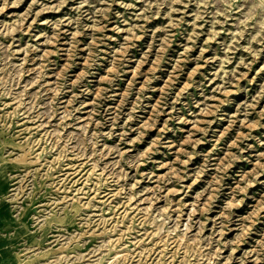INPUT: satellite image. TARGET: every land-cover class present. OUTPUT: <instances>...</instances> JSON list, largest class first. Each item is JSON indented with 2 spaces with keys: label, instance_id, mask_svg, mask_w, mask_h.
<instances>
[{
  "label": "rangeland",
  "instance_id": "374dc122",
  "mask_svg": "<svg viewBox=\"0 0 264 264\" xmlns=\"http://www.w3.org/2000/svg\"><path fill=\"white\" fill-rule=\"evenodd\" d=\"M0 264H264V0H0Z\"/></svg>",
  "mask_w": 264,
  "mask_h": 264
}]
</instances>
